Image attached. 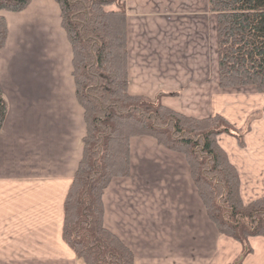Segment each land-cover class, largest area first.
<instances>
[{
  "label": "crops",
  "instance_id": "1",
  "mask_svg": "<svg viewBox=\"0 0 264 264\" xmlns=\"http://www.w3.org/2000/svg\"><path fill=\"white\" fill-rule=\"evenodd\" d=\"M126 6L131 93L195 116L219 112L236 127L263 110L245 147L227 133L219 141L237 166L242 199L264 195V93L222 91L219 78L216 87L215 33L212 41L163 39V25L180 23L170 16L175 11L214 18L209 0H127ZM4 15L0 84L8 112L0 130V264H87L63 237L64 202L86 122L60 6L31 0ZM197 61L204 63L200 70ZM131 164L130 175L115 178L104 193V221L132 248L135 264H236L244 245L210 219L182 153L137 136ZM249 244L241 264H264V236H250Z\"/></svg>",
  "mask_w": 264,
  "mask_h": 264
},
{
  "label": "trees",
  "instance_id": "2",
  "mask_svg": "<svg viewBox=\"0 0 264 264\" xmlns=\"http://www.w3.org/2000/svg\"><path fill=\"white\" fill-rule=\"evenodd\" d=\"M31 0H0V50L8 36L4 11L24 10ZM72 45L76 96L86 133L78 168L64 202V240L87 264H135L132 248L105 225L104 193L131 173V141L149 135L183 152L208 215L221 233L252 248L264 236V196L245 203L236 166L218 137H242L220 114L196 117L129 91L127 13L123 0H56ZM215 15L217 59L223 88L264 92V0H209ZM8 102L0 84V130ZM243 257L236 264L242 262Z\"/></svg>",
  "mask_w": 264,
  "mask_h": 264
},
{
  "label": "rangeland",
  "instance_id": "3",
  "mask_svg": "<svg viewBox=\"0 0 264 264\" xmlns=\"http://www.w3.org/2000/svg\"><path fill=\"white\" fill-rule=\"evenodd\" d=\"M123 1H124V7H125L126 13H127V6H126V1L127 0H123ZM200 10H202V9L200 8ZM205 11H207V10H205ZM167 12L170 13V10H168ZM193 13L194 12H192L190 14L189 12H187V13L180 14V13H177L175 11L174 14H171L170 16L175 17V21L176 22L180 21V23L179 24L177 23L176 26L170 24L169 22L166 25H163L162 28L167 33V34H164L163 39L165 41H212L213 34L215 33L214 40H213V41H215V45H214V53L212 52V60H213V71H214L215 80H216V87H217L218 86L217 82H218V78H219V73H218L217 34H216V21H215V17L213 18V14L212 13L211 14H208L207 15L208 17H206V15H204V16L203 15L198 16V15L193 14ZM212 27L214 28V30H212ZM127 28H128V15H127ZM195 30H197V33L195 32ZM127 41H128V31H127ZM198 52L200 53V51H198ZM209 63L211 64V61L210 60H209ZM191 64L192 63L190 62V65ZM195 64H196V68L198 70L202 69L203 66H204V63H201V62L198 63V61L196 63H193V65H195ZM127 67H128V77H129V71H130L129 70V45H128V64H127ZM221 90L222 91H234V90H237V89H235V88H223V87H221ZM250 90H252V89H250ZM254 91H256V90H254ZM146 97L149 98L150 100H154V99H152L154 97H150L148 95H146ZM185 114H188V113H185ZM216 114L222 115L224 118H226L229 121V123L232 124V122L224 114L219 113V112L210 113V114H207V115H204V116H196V117H206V116H211V115H216ZM188 115H191V114H188ZM192 116H195V115L192 114ZM262 116H263V110H258V111H255V112L251 113V115L249 116V118L252 117L251 126L248 129V131L243 134V136L241 138L238 137V136H236V135H234V134H232V133H227V134L235 136L236 139H237V143L241 147H245L246 146V135L248 134V132L250 130H252L253 122L256 119L261 118ZM246 123H247V121H246ZM245 124L243 126H241V127H236L233 124L232 125L234 127H236V128L239 129V128L245 127ZM220 135H219V137H220ZM219 137H218V142H219L220 146L226 151V153L228 154V157L230 159L229 153L224 148V146L222 145V143L219 141ZM156 141H157V139H156ZM160 145H162V144H160ZM164 147H166V146H164ZM166 148H168V147H166ZM176 152H179V151H176ZM180 153H182L185 156V158H186V155L183 152H180ZM186 160H187V158H186ZM230 161H231V159H230ZM187 163L189 165L190 175L192 177L191 167H190V164H189L188 160H187ZM236 168H237V166H236ZM239 177H240V174H239ZM192 180L195 183L193 177H192ZM195 185H196V183H195ZM196 187H197V185H196ZM241 188H242V183H241V177H240V190H241ZM199 195H200V193H199ZM242 195L243 194H241V196ZM261 196H264V195H261ZM261 196L254 197V198H252L251 200H249L247 202L245 200H243V201L245 203H249L250 201H253V200H255V199H257V198H259ZM200 197H201V195H200ZM201 199H202V197H201ZM202 201L204 202L203 199H202ZM204 205H205V203H204ZM206 212L208 214L207 208H206ZM242 255H243V252H242ZM242 255L240 257H243ZM237 262H238V260L235 263H237ZM239 264H241V263H239Z\"/></svg>",
  "mask_w": 264,
  "mask_h": 264
}]
</instances>
